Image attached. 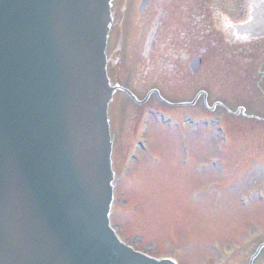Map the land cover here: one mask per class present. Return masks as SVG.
I'll return each instance as SVG.
<instances>
[{
	"label": "water",
	"instance_id": "obj_1",
	"mask_svg": "<svg viewBox=\"0 0 264 264\" xmlns=\"http://www.w3.org/2000/svg\"><path fill=\"white\" fill-rule=\"evenodd\" d=\"M108 1L0 0L2 260L29 246L32 264H172L108 229ZM36 228L44 249L25 237Z\"/></svg>",
	"mask_w": 264,
	"mask_h": 264
},
{
	"label": "rangeland",
	"instance_id": "obj_2",
	"mask_svg": "<svg viewBox=\"0 0 264 264\" xmlns=\"http://www.w3.org/2000/svg\"><path fill=\"white\" fill-rule=\"evenodd\" d=\"M222 1L224 2V0ZM127 13L132 17L131 9L128 10ZM176 36L177 35L173 32L170 34L167 33V31H164V34L161 35L162 42L168 41V46L165 47L167 51H169L167 56L168 69H170L172 62H174V53L180 49V46L176 49ZM134 40L135 35L131 39V42L134 43ZM140 47L143 49L142 43L140 44ZM171 52H174L173 55H171ZM187 52L192 56L195 53L192 49L187 50ZM219 60V54L212 56V60L206 62L202 68V73L205 74L204 69L206 71L209 69L210 71H213L211 72L212 74H215V80L217 79L218 74H220L222 75V78H224V84L229 87L230 82L238 84V82L233 81V77L229 73H226L227 66L225 64L221 65ZM144 64L145 62L143 61L138 62L135 72L140 73L144 69L142 66ZM185 68L187 69L186 66ZM185 68L184 77L189 75V72ZM173 69L174 68L171 70ZM253 70L256 71V67ZM213 81L214 78H212V82L209 84L201 81L199 87L185 85V89H183L178 83H174V86H172L171 83H168L167 88L161 87V89L164 91L168 100L176 102L181 100L188 101L192 98L193 91L195 92L197 89L202 90L206 87L208 89L209 107H211L212 102L216 101L218 97H223L224 99L226 97V100H222L221 102L228 105L234 112L236 110L235 107L241 104L240 102L243 100L241 98L231 99L230 96L225 94V92H222V90L220 91L218 87H216L215 81ZM244 96L246 97V94H244ZM252 100H254V102H243L245 104L244 113L242 115L239 113L236 115V118L226 116L220 108H216L213 112L207 113L200 102L198 103L199 105L195 106L194 110H189L190 112L184 110L186 111V114L191 115H193L191 111H195L196 116L200 114L201 120L206 114H208L206 116L208 120L212 118L209 114L219 115L217 117L222 122L223 119H225V122L228 125H222L226 128L224 135H226L229 140L233 141L236 146V151H234L235 155L231 162L234 160L237 161L239 157L243 156L238 168L241 170L243 168L247 169L253 167V169L249 170L247 173L241 172L240 175L233 179L232 182L236 183L231 187L233 190L228 192L226 196L214 206L210 205L211 200L209 198L205 199L207 197V194L205 193L200 196V200L205 199L204 201L201 200L199 203L195 204L190 203V190L194 187L199 190H207L208 186L200 187L203 186L200 184L205 183L206 185H209L210 183L219 185V180H221L219 178V173L207 162L208 159H210V163L213 160L217 161L219 157L218 155L216 156V154H221V150L226 146L224 139L222 138V133L217 131L218 125L214 126L209 123L208 126L194 125L195 128L193 131L188 130L189 133L185 136L188 146L184 148L189 152H194V154L192 155L193 161L188 162L187 166L181 164L180 153L178 151V146L176 145V138H174L176 133H173L174 137H172L167 135V132L162 131L158 134L159 136L155 135L153 137V140L156 139L158 145H155V151L152 149L151 143L150 147L154 153L159 156L160 161L152 165L147 163L144 167L149 165L148 170H152H147L148 172L144 171L145 173L142 174L139 191L126 192L124 195L129 201L130 199L136 200L142 205L141 208H138V218L132 220L131 218H121L116 216L114 219L116 230L124 237L128 244L139 251H143L150 255L152 253H159L168 256L169 241H167V238L169 239V237L172 236V238L182 241L188 237L195 236L196 243L184 247L182 256H179L181 255L179 250L181 247H179V245L175 251L176 253H179L176 255V253L171 252V255H174L181 264H219L220 261L226 257V255L221 257L224 252L219 253V249L226 248L228 251L230 250V252H237V250H242L245 247H242V241L245 239L247 241L251 239L247 237L245 238L242 233L245 230L250 231L253 234L252 239H254H251L250 241L252 242L247 244L246 247H250L255 240L264 238V236H261L264 234V199L261 202L253 200V203L251 204L252 206L246 205V207L241 205L242 200L250 195L251 191L256 190L257 192H261L264 196V192L258 191L259 189L263 190L262 188H264V121L259 123L257 121L258 119H251L252 116L256 115L260 118H264V107L261 111L259 107L260 102L258 105L256 103V101L259 100L264 102V97L255 94L252 96ZM129 111L130 110L126 108L122 112V125L119 126V141L117 143L119 144L120 152L122 150V155H125V141L127 140L125 129H131V125H125L126 121L129 119ZM164 126H162L163 130ZM117 130L118 129H116V131ZM148 131L149 134L154 132L153 127H150ZM242 135H244V138H242ZM116 137H118V132ZM171 138H174V140ZM132 155L135 156L134 158H137L140 153L134 152ZM237 155L238 158H236ZM132 162V156L129 154L122 167L121 175H125L124 170ZM254 163L257 168L261 164V174H256V167L253 166ZM199 164L200 169L204 170H200V173L197 174L194 171ZM235 167V163L232 162L230 169L232 170ZM132 170L134 169L132 168ZM143 170L144 168L141 169V173ZM134 172L137 173V169H135ZM135 173H132L130 176V173L128 172L127 177H125L128 178V180H135L137 176ZM138 174H140V172ZM233 175L234 174L230 172V177ZM198 176H200L201 179ZM212 180L214 181L212 182ZM254 180L257 181L254 182ZM119 198L120 209L125 208L127 211H130L132 209L129 207L130 202L124 201L120 196ZM150 202L151 204L149 208ZM143 206L145 210L143 209ZM147 212H150L151 214L147 216ZM198 241L201 243V247L197 245ZM187 251L190 252L185 256ZM204 257L206 259L210 258L211 263L204 262Z\"/></svg>",
	"mask_w": 264,
	"mask_h": 264
},
{
	"label": "flooded vegetation",
	"instance_id": "obj_3",
	"mask_svg": "<svg viewBox=\"0 0 264 264\" xmlns=\"http://www.w3.org/2000/svg\"><path fill=\"white\" fill-rule=\"evenodd\" d=\"M151 3H152V2H149V3H148V6H147V8H146V10L149 11V12H150V9L152 8V4H151Z\"/></svg>",
	"mask_w": 264,
	"mask_h": 264
}]
</instances>
